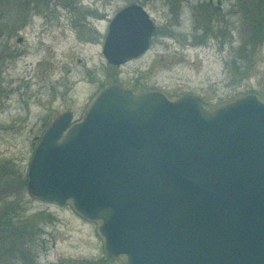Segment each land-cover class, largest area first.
<instances>
[{
  "label": "water",
  "instance_id": "1",
  "mask_svg": "<svg viewBox=\"0 0 264 264\" xmlns=\"http://www.w3.org/2000/svg\"><path fill=\"white\" fill-rule=\"evenodd\" d=\"M154 28L142 5H124L109 19L103 58H135ZM25 185L93 224L119 264H264V96L208 103L108 84L77 119L65 111L44 128Z\"/></svg>",
  "mask_w": 264,
  "mask_h": 264
},
{
  "label": "rangeland",
  "instance_id": "2",
  "mask_svg": "<svg viewBox=\"0 0 264 264\" xmlns=\"http://www.w3.org/2000/svg\"><path fill=\"white\" fill-rule=\"evenodd\" d=\"M72 1L38 9L19 6L0 21V264H119L103 253L93 224L66 206L30 197L24 184L44 127L67 108L77 117L81 102L99 84L191 92L208 103L244 92L264 96V43L253 49L243 31L253 13L244 20L243 11L236 12L240 2L252 8L257 0H211L200 6L206 14L197 7L206 0H146L141 5L155 26L150 45L118 67L100 53L104 19L84 20H92L96 32L81 29L76 19L95 7L110 19L119 8L138 2L74 0L76 7L63 6ZM205 29V38L197 42ZM251 50V60L243 59ZM233 61L244 73H236Z\"/></svg>",
  "mask_w": 264,
  "mask_h": 264
},
{
  "label": "trees",
  "instance_id": "3",
  "mask_svg": "<svg viewBox=\"0 0 264 264\" xmlns=\"http://www.w3.org/2000/svg\"><path fill=\"white\" fill-rule=\"evenodd\" d=\"M57 1L58 0H22V1L19 0V2L17 3L16 0H0V7H2L1 5H5V4H8V5L13 4L16 6V7L14 6L15 9L1 8L0 9V21H2L1 19H4V17L8 18V16L10 15L11 12H13V11L17 12V10L19 11V6L23 7L25 5V6H30V9H35V8L38 9L42 5H45L48 3L54 4ZM145 1L146 0H134L133 2H138L141 5V4L145 3ZM206 1L207 2H204V5H200L202 2V1H200L197 4V7H200V6H206L207 7V5L209 6L211 0H206ZM246 3H247V6H246ZM200 8L201 9H198V12L206 14L205 7H200ZM239 11H243L244 20H248L249 18L247 17L245 19V17L248 15L251 16V14L253 13V17H254L253 21L250 22V19H251L250 18L249 22H244L243 31L244 32L247 31V34L249 36V43L251 46H253V49L259 45L261 46L264 43V0H257L255 2V5L252 8L249 7L247 1L244 2V5H241V2H240L239 6H237V8H236V12H239ZM206 32H207L206 29L203 30V33L201 35V40L197 41V42H201L203 40V38H205ZM252 42H254V43H252ZM246 45H248L247 41L244 42L242 44V46L238 49L239 50L244 49V48H246ZM252 50L249 53L242 54L243 59L250 61L252 58L251 56L253 54ZM233 64H234V68H235L237 74L240 75V74L244 73V68L242 71H238L239 65H236L234 63V61H233ZM74 263L75 264H94V263H79V262H74ZM96 264H97V262H96Z\"/></svg>",
  "mask_w": 264,
  "mask_h": 264
},
{
  "label": "flooded vegetation",
  "instance_id": "4",
  "mask_svg": "<svg viewBox=\"0 0 264 264\" xmlns=\"http://www.w3.org/2000/svg\"><path fill=\"white\" fill-rule=\"evenodd\" d=\"M57 2H59V0L57 1ZM56 2V3H57ZM56 3H54V4H45L44 6H46V5H50V6H57V4ZM59 3H61V2H59ZM62 4V3H61ZM78 4H76L75 3V1L73 0L71 3H70V5L69 4H67V5H63L65 8H74V7H76ZM43 5H42V7H44ZM70 8V9H71ZM98 8L97 7H95V8H93L88 14H86V13H84V19H81L80 17H78L76 20H78L79 21V23H77V21H76V24H77V26L80 24V26L81 25H83V26H81V29H83V28H85V26H89L90 27V30H92V31H94V32H96V30L93 28V26H92V20H90V21H88V22H85L86 20H87V17H89V16H91V18L93 19V20H103L104 19V21H105V33L103 34V39H102V42H101V47H100V53H101V49H102V44H103V40H104V37H105V34H106V31H107V27H108V22H109V18L107 17V15H106V13L105 12H103V11H101V13H98V10H97ZM75 13L73 12V14L72 15H74ZM48 16H50L49 14H48ZM45 18H46V16H45ZM86 18V19H85ZM44 20V19H43ZM85 20V21H84ZM45 23V22H44ZM56 24H58V23H56ZM75 27V26H74ZM86 30H87V28H85ZM150 42H151V39H150ZM149 45H150V43H149ZM149 45H148V47H149ZM147 47V48H148ZM147 50V49H146ZM145 50V51H146ZM144 51V52H145ZM143 52V53H144ZM143 53H141L140 55H142ZM101 55H102V53H101ZM140 55H138V56H140ZM138 56H136L135 58H137ZM103 57V56H102ZM135 58H132V59H135ZM132 59H130V60H132ZM105 60V59H104ZM129 61V60H128ZM105 62L107 63V64H109L106 60H105ZM127 62V61H126ZM126 62H123V63H121V64H124V63H126ZM121 64H119V65H121ZM109 65H111V66H116V67H118V65H114V64H109ZM92 78V77H91ZM83 84H86L85 82H83ZM110 84V83H109ZM111 84H114V83H111ZM116 84V83H115ZM106 85H108V84H103V83H101V84H99L97 87H95L91 92H89V94H87L86 95V97H85V100L83 101V102H81V109H80V112H79V114L77 115V117L75 116L74 117V115H73V113H72V111H71V109L70 108H67V109H65L64 111H62V112H65V111H69L71 114H72V120H75V119H77L79 116H80V113H81V111H82V109H83V107H84V105H85V103L87 102V100H88V98L91 96V94L94 92V91H96V90H98L99 88H102V87H104V86H106ZM120 85V84H119ZM121 86H123V85H121ZM123 87H125V86H123ZM126 88H129V87H126ZM130 89H132V90H135V91H139V90H143V89H135V88H130ZM82 93V92H81ZM74 102L72 101V103L71 104H73ZM76 104L77 105H80V103H78V101H76ZM72 106V105H71ZM61 112V113H62ZM60 114V113H59ZM58 114V115H59ZM57 115V116H58ZM56 116V117H57ZM55 117V118H56ZM55 118H53L51 121H53ZM50 121V122H51ZM49 122V123H50ZM48 123V124H49ZM47 124V125H48ZM46 125V126H47ZM45 128V127H44ZM44 130V129H43ZM40 136V135H39ZM39 138V137H38ZM35 144H36V142H35ZM24 184H25V177H24ZM25 187H26V185H25Z\"/></svg>",
  "mask_w": 264,
  "mask_h": 264
}]
</instances>
